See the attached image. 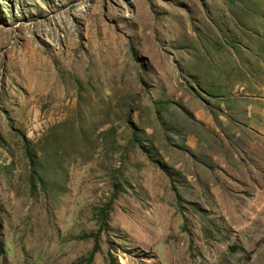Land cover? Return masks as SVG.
I'll list each match as a JSON object with an SVG mask.
<instances>
[{"label":"rangeland","instance_id":"rangeland-1","mask_svg":"<svg viewBox=\"0 0 264 264\" xmlns=\"http://www.w3.org/2000/svg\"><path fill=\"white\" fill-rule=\"evenodd\" d=\"M108 251L264 264V0H0V264Z\"/></svg>","mask_w":264,"mask_h":264},{"label":"trees","instance_id":"trees-1","mask_svg":"<svg viewBox=\"0 0 264 264\" xmlns=\"http://www.w3.org/2000/svg\"><path fill=\"white\" fill-rule=\"evenodd\" d=\"M29 158H30V165L34 166V161L32 157L30 156ZM108 256H109V264H115V259L109 251H108ZM88 260H90V258Z\"/></svg>","mask_w":264,"mask_h":264},{"label":"crops","instance_id":"crops-1","mask_svg":"<svg viewBox=\"0 0 264 264\" xmlns=\"http://www.w3.org/2000/svg\"><path fill=\"white\" fill-rule=\"evenodd\" d=\"M256 111H257V114H258V110H256ZM245 118H246V117H244L243 120H245ZM256 131H261V129L258 127V129H256ZM256 131H255V134L257 133ZM240 161H241V159H240ZM242 163H243V162H242ZM243 164H244V163H243ZM236 171H237V170H236ZM246 173H247V172H245V174H246Z\"/></svg>","mask_w":264,"mask_h":264}]
</instances>
